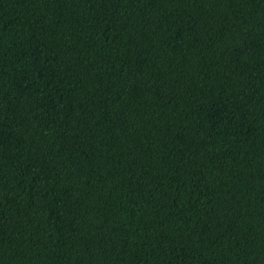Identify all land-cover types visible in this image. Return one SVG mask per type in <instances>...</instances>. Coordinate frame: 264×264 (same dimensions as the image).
<instances>
[{"label": "trees", "instance_id": "obj_1", "mask_svg": "<svg viewBox=\"0 0 264 264\" xmlns=\"http://www.w3.org/2000/svg\"><path fill=\"white\" fill-rule=\"evenodd\" d=\"M0 264H264V0H0Z\"/></svg>", "mask_w": 264, "mask_h": 264}]
</instances>
